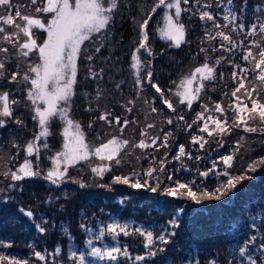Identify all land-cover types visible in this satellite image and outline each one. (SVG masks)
<instances>
[{"label": "trees", "instance_id": "trees-1", "mask_svg": "<svg viewBox=\"0 0 264 264\" xmlns=\"http://www.w3.org/2000/svg\"><path fill=\"white\" fill-rule=\"evenodd\" d=\"M11 2L13 9L8 11L17 23L23 24V21L15 17L16 10L22 15H38L31 5V0H11ZM156 2L157 0H120L119 11L107 30L106 39L101 38L95 43L85 42V46L82 47H86L87 52L93 55V61L88 62L83 58L77 61V84L74 87L69 115L74 121L79 122L85 133V141L91 146H98L112 136L128 139L131 143H138L141 138L150 143L151 138L160 137L157 140V145H160L164 133L171 132L170 146L160 147L157 151L155 147L148 150L132 149L130 144L118 157L122 161L121 165L117 166L113 162L112 171L106 173L103 179L91 174L86 162L70 168L69 176L83 180L87 185L85 188H80L77 183L71 181L64 182L58 187L43 179L52 167L50 157L62 150L64 125L58 118L50 125L51 135L47 137L48 148H43L42 139L38 142L39 160L35 154L29 157L33 170L39 171L40 177L13 182L10 177L3 175L8 169L14 171L20 163H23L26 155L23 145L39 132L36 122L31 118L32 112L26 106L30 103L25 100L26 91L21 90L29 85L9 83L12 72L20 73L18 80L21 79L28 65L38 62V57L35 54H30L27 58L23 57L16 48L3 40L4 34L0 33V47L9 49L8 53L0 52V61L6 65V78L0 79V92L8 91L10 99L22 101L20 105L13 106L14 118L19 117L25 125L23 128H17L14 123H8L5 128H0V154H7L5 160L0 161V244L5 245L0 247V254L26 260L29 264H76L70 258V251H75L77 255L85 254L86 264H106L105 261L88 255L90 249L86 241L92 238L96 247L111 246L113 242L110 237L95 240V236L100 227L110 220H116L120 223H128L130 232H133L135 227H141L152 230L154 236L158 234L168 236L172 231L176 233L170 238L172 242L166 246L165 253H158L156 257L146 259L144 262L121 258L120 264H247V257L239 255L240 247H248L250 253L257 259V264H264V251L259 247V243L264 242V165H258L254 173H249L252 178L245 179L238 185L235 195L222 198L220 201H203L195 204L187 199L169 197L163 193L166 185L174 186L167 179L169 174L173 176V180L181 182L193 179L197 184L203 182V185L211 190L226 178L210 176L204 179L198 173L209 169L213 160L221 155L230 153L234 155L233 168L229 169L233 174L244 172L249 164L264 157V132L248 133L242 127L233 126L230 134L217 138L222 139L224 144L223 147H219L216 139L208 137L207 133L198 132V124H202V121L193 124L192 129H186L185 124V121L192 123L196 113L202 111V104L214 111L215 103H220L222 107L228 109L229 104L235 101L231 92L237 84L232 78V72H237L236 79L239 80L242 78L240 67L246 69L252 67L242 59L246 48L241 46L240 42L243 41L244 45L252 48L253 53L256 54L258 49L253 46V41L264 46L262 39L264 33H260L257 29L256 35H248L250 29L247 27L245 31L238 29L232 32L231 24L227 28L223 27L226 22L222 20V14L225 7H231L234 12L240 14L242 6H246V11L242 13L240 19L247 26L256 22L257 15L264 18V0H243V4L242 0H232L230 5L228 0H222L221 8L216 7L217 0H200L199 4L196 0H189L188 5L182 4V7L189 11L182 12L181 15V22L186 28V42L180 48L171 47L170 42L160 38L158 28L163 27V7L152 14L148 32L153 56L147 57L143 50L140 56L142 60L152 61L153 79L162 88L175 90L173 81L179 82L184 76L190 75L196 67L205 62L206 57L210 66H215V78L203 82L204 88L200 98L194 101L191 109L186 105H180L178 98L172 97L173 104L183 114L184 121L175 118L176 113L170 112L160 102L159 94H156L150 86L138 97L133 82L135 70L130 66L131 53L139 40V24L147 18ZM204 4H211L212 7L205 9ZM198 8L213 12L215 22L220 23L221 28H214L212 21H200ZM5 11L0 7V14H4ZM4 27L8 33L17 31L13 27ZM217 31H224L225 34L230 35L238 46L232 52H228L224 48L230 45L220 37L211 40L205 36V32L216 36ZM44 38L46 33H39L38 43ZM101 42L105 47L100 53H96L95 46ZM222 44L224 47H221ZM201 48H207L208 51L200 52ZM212 48H216L217 51L213 52ZM217 59L220 60L218 65ZM229 60L232 63H229ZM89 66L96 73H100L103 69L102 75H97L95 79L87 75ZM117 84H120L119 88ZM253 84L258 88L262 87L259 81L253 79V73L249 71L245 85L251 89ZM166 95L170 93L166 92ZM237 95L248 103L249 108L251 107L243 90ZM153 96H156L153 106L162 109L161 113H150L148 105L144 104L145 99L152 100ZM130 99L135 101L134 105L127 104ZM129 107L133 109L132 112L127 111ZM104 112L114 114L110 117L113 120L112 125L98 119ZM116 115L121 117V123L124 119L130 121L123 133L119 130L120 126L114 122ZM226 115L231 124L232 111L229 109ZM167 116L174 118L172 125L166 123ZM89 123L92 124L91 128L88 127ZM248 123L251 126H262L258 116L256 120H249ZM148 124H153L154 127L147 128ZM142 129L147 133L144 137L140 135ZM191 134L203 135L208 140L204 149H200L198 144H191ZM12 143L21 146L19 152L12 147ZM181 144L185 146L186 153L191 154V158L185 155L181 160L174 159ZM161 160H165V171L162 174L159 173ZM92 163L98 161L93 158ZM149 166L157 168L158 171L154 175H160L163 181L156 193L144 189H132L128 185L112 184L113 175L131 176L135 171L143 176ZM220 168L222 165L218 166V170ZM10 184L12 187H9ZM101 184L111 185V189L101 187ZM50 197L51 202H48ZM19 207L32 210L37 221L40 217L46 219L49 222L46 225L47 232L39 233L34 223L18 211ZM181 208L183 212L175 215ZM174 218L179 223V228L174 229L169 225L168 222ZM81 225H86L91 231L86 232ZM63 228L68 229V234L62 231ZM251 235L257 236V243L247 245V238ZM143 244L144 239L138 234L119 237V245L122 248L127 245L132 257L136 255L147 257L149 249H145ZM57 247L60 248L59 254L54 253ZM161 247L165 246L157 243L151 250L155 251ZM34 251L45 254L46 261H38Z\"/></svg>", "mask_w": 264, "mask_h": 264}, {"label": "snow or ice", "instance_id": "snow-or-ice-1", "mask_svg": "<svg viewBox=\"0 0 264 264\" xmlns=\"http://www.w3.org/2000/svg\"><path fill=\"white\" fill-rule=\"evenodd\" d=\"M196 2L199 4L200 0H196ZM231 2L232 0H228L229 5ZM182 4L188 5L189 0H157L147 18L143 19L139 24V40L134 51L131 53L130 65L135 70L133 73V82L137 96L139 97L140 93L150 86L156 94H159L160 102L170 112L176 113L175 118L180 121H184V116L174 106L172 97L178 98L180 105H186L188 109H191L194 101L200 98V94L204 88L203 82L211 81L215 78V66H210L207 62L208 58L206 57L205 62L201 66L196 67L190 75L184 76L179 82L173 81L175 90L172 88L165 90L153 79L152 61L150 59L142 60L140 53L143 50L147 57L153 56L152 47L149 42L148 27L149 21L152 19V14L156 13L157 9L161 7H163L164 12L162 16L163 27L158 28L160 38L170 42V46L175 48H180L186 42V28L185 24L181 22V15L182 12H187L189 9L183 8ZM31 5L34 6V11L38 15H22L19 10L15 11V17L23 21V24H21L17 23L13 15L8 11L13 9L11 0H0V7L6 10L4 14H0V33L4 34L3 40L11 44L13 48H16L25 58L29 57L30 54H35L38 57V62L29 64L21 79L18 80L20 73L12 72L9 83L14 82L21 85H29L26 89L22 88L21 90L26 91L25 100L30 102L26 106L32 112L31 118L36 122L39 132L34 134L32 140H29L23 145V150L26 154L23 163H20L14 171L8 169L3 175L10 177V180L13 182L23 181L26 178L40 177V172L33 170L32 161L29 157L35 154L37 160H39L40 147L38 146V142L42 139L44 140L43 148H48L47 137L51 135L50 125L56 118L64 125L62 130V150L57 151L55 155L50 157L52 167L47 171L43 179L58 187L67 181L77 183L80 188L87 186L83 180H76L69 176V169L82 162L88 164L91 174L103 179L106 173L112 171L113 162L117 166L121 165L122 161L118 157L130 144L132 149L140 150H148L155 147L158 151L160 147L168 148L170 146L169 138L172 136L171 132L164 133L163 142L160 145H157V140L160 137L151 138L150 143L146 142L144 138H141L138 143H131L128 139L112 136V138L100 143L98 146H91L86 143L85 133L79 122L74 121L69 115L74 87L77 84V61L81 58L88 62L93 61V55L87 52L86 47L82 46H85L86 41L95 43L101 38L106 39L107 30L113 23L115 14L119 11L120 0H31ZM221 6L222 0H217L216 7L221 8ZM203 7L208 9L212 5L204 4ZM257 10H259V6H257ZM197 11L200 21H212L214 28H221V24L215 22L213 12L200 10L199 8ZM244 11H246V6H242L240 14L234 12L231 7H225L222 20L226 23H224L223 27L227 28L231 24L232 32H236L238 29L245 31L247 27L250 29L247 32L248 35H256L257 29H259L260 33H264V18L257 15L256 22H252L246 26L243 20L240 19ZM237 21L240 22L238 23ZM4 26L13 27L17 31L8 33ZM41 32L46 33V38L38 43L37 37ZM205 36L211 40H215L217 36L220 37L222 41L230 45V47L224 48L228 52H232L238 46L232 37L225 34L224 31H217L216 36H211L209 32H205ZM240 43L241 46L246 48L242 59L251 64L252 67L246 69L236 65V67H240L242 78L239 80L236 79L237 72H232V78L237 84L231 92V96L235 98V101L229 104L228 109L222 107L220 103H215L214 111L210 110L207 105L202 104V111L196 113L192 123L185 121L186 129H192L193 124L202 121V124H198V132L201 134L207 133L208 137L216 139L219 147H223L224 144L222 139L217 138H222L230 134L233 126L235 128L242 127L248 133H255L257 131L264 132V95H262V92H264V46L253 41V46L258 49V52L254 54L252 48L244 45L243 41ZM104 47V43H98L95 46V52L100 53ZM221 47H224V45L222 44ZM211 50L213 52L217 51L216 48H212ZM8 51L9 49L7 47H0V52L8 53ZM207 51V48L200 49V52ZM219 63L220 60L217 59L216 64L218 65ZM229 63H232V61L229 60ZM5 71L6 65L3 61H0V79L6 78ZM249 71L253 73V79L261 83V88H258L255 84H253L251 89L246 87L245 80L247 79ZM102 73L103 69L100 70V73L93 72L90 66L87 69V75L92 76L93 79L97 75H102ZM117 87L119 88L120 84H117ZM241 90L244 91L248 102H250V108L248 107V103H245L237 95ZM166 92L170 93V95H166ZM155 100L156 96H153L152 100L145 99L144 104L148 105L150 113H161L162 109L153 106ZM21 103L22 101L10 99L8 91L0 92V128H5L8 123H14L17 128L25 127L22 119L19 117L14 118L13 106L20 105ZM134 103L135 101L132 99L127 101L129 105H134ZM229 109L233 113L231 124H229V117L226 115ZM88 111H91V109H88ZM127 111L132 112L133 109L129 107ZM113 115L111 112H104L98 119L112 125L113 120L110 117ZM257 116L262 126L249 125L248 121L256 120ZM165 120L169 125L174 123V118L171 116L165 117ZM114 122L120 126L119 130L121 133H123L125 126L130 123L128 119H124L123 123H121V117L119 115L114 117ZM132 123H136V121H132ZM210 124L212 125L211 127ZM88 127L91 128L92 124L89 123ZM153 127V124L147 125V128ZM140 135L144 137L147 133L142 129ZM206 143H208V140L203 135L191 134L192 145L198 144L200 149H204ZM12 147L16 148L19 152L21 146L12 143ZM6 155L0 154V161L5 160ZM185 155L191 158V154L186 153L185 146L181 144L174 159L181 160ZM93 158L98 163H92ZM139 158L137 157V159ZM166 159L167 157H165ZM196 159H200V157H196ZM165 160L159 161L160 174L165 171ZM153 161L155 162V157H153ZM233 161V154L221 155L216 160H213L212 166L209 169L198 173L204 179L210 176H222L226 178L216 184L211 190L204 186L203 182L197 184L195 179L181 182L180 180H173V176L169 174L167 179L174 186L166 185L163 188V193L169 197L187 199L195 204H200L203 201H220L222 198L235 195L238 185L242 184L245 179L252 178L249 173H254L258 165H264V157H261L259 161H253V163L247 166L244 172L239 174H233L229 171V169L233 168ZM219 165H222V168L218 170ZM157 171V168L149 166L144 171L143 176L135 171L131 176L113 175L111 178L112 184L128 185L132 189H144L156 193L163 182L160 179V175H154ZM150 181L153 183H150ZM100 186L111 189V185L101 184ZM9 187H12V185L10 184ZM48 202H51V197ZM18 211L26 216L30 222L34 223V227L39 233L45 234L47 232L46 225L49 222L46 219L40 217L37 221L33 211L30 209L19 207ZM181 212H183V208L178 209L175 215H179ZM168 223L174 229L179 228V223L175 218ZM81 227L86 232L91 231L86 225H81ZM129 228L130 225L128 223L110 220V222L99 228L95 240L110 237L113 242L112 245L96 247L93 239L89 238L86 241L90 249L88 255L100 261H105L106 264H120L121 258L144 262L146 259L156 257L158 253H165L167 251L166 246L172 242L170 238L176 235L175 231H172L168 236L164 234L154 236V232L147 228L135 227L133 232H130ZM62 231L68 234L67 228H63ZM135 234L143 237V247L149 249L147 257L145 255L132 257L127 245H124L123 248L119 245V237L121 235L128 237L129 235ZM257 239L256 235H251L247 238L246 244L254 245L257 243ZM157 243L165 247L158 248L155 251L151 250ZM3 246L5 245L0 244V247ZM259 247L264 251V242H260ZM54 253L59 254L60 248L57 247ZM239 255L240 257H247V264H257V259L253 257L248 247H240ZM34 256L38 261H46V255L41 251H34ZM70 258L76 264H86L84 253L77 255L75 251H70ZM0 264H29V262L0 254Z\"/></svg>", "mask_w": 264, "mask_h": 264}]
</instances>
